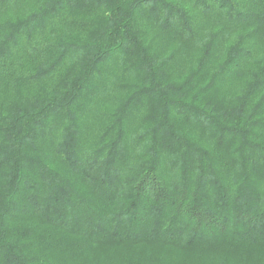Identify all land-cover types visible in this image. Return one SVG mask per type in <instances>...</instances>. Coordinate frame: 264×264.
<instances>
[{
    "label": "trees",
    "instance_id": "1",
    "mask_svg": "<svg viewBox=\"0 0 264 264\" xmlns=\"http://www.w3.org/2000/svg\"><path fill=\"white\" fill-rule=\"evenodd\" d=\"M163 246L264 264V0H0V264Z\"/></svg>",
    "mask_w": 264,
    "mask_h": 264
},
{
    "label": "rangeland",
    "instance_id": "2",
    "mask_svg": "<svg viewBox=\"0 0 264 264\" xmlns=\"http://www.w3.org/2000/svg\"><path fill=\"white\" fill-rule=\"evenodd\" d=\"M154 249V259L155 264H186V259H189L187 254L184 252L169 248V247H160V248H152ZM122 252H115L111 255L102 257V264H121L123 259L122 258ZM100 257V258H101ZM100 260V262H102Z\"/></svg>",
    "mask_w": 264,
    "mask_h": 264
}]
</instances>
